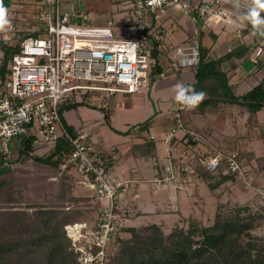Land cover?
I'll return each mask as SVG.
<instances>
[{
	"label": "built area",
	"instance_id": "obj_1",
	"mask_svg": "<svg viewBox=\"0 0 264 264\" xmlns=\"http://www.w3.org/2000/svg\"><path fill=\"white\" fill-rule=\"evenodd\" d=\"M126 1V7L139 19L137 32L130 36H117L111 17L103 25L80 24L77 17L72 18L75 13L67 9L66 0H19L6 8L8 23L0 31L4 41L19 47L9 65L10 73L4 82L0 78V161L3 159V167H8L24 138L34 140V152L40 148L41 153H47L52 147L47 149L42 144H54L61 137L73 145L68 162L82 178L81 183L93 187L97 210L91 223L82 220L65 226L70 249L80 264H111L124 232L120 192L128 191L132 180L114 176L111 161L97 155L89 134L73 136L67 130L61 105L76 101L77 93L82 91L99 92V98L104 99L117 93L135 95L147 86L153 66L148 40L152 36L163 42L157 23L167 6L178 5L186 14H196L192 22L197 24L198 20L212 19L216 23L227 18L230 11L226 6L232 4L231 0H161L159 6H154L149 0ZM242 6L248 11L250 3ZM260 15L264 17V11ZM248 26L253 30L250 23ZM194 28L187 42L173 48L176 68L196 67L199 63V27ZM237 35L241 36V30ZM255 43L253 62L258 63L264 58V36L258 35ZM174 119L176 124L165 138L169 151L177 129L185 124L181 110L175 112ZM182 153L181 158L187 160L188 155ZM222 157L210 156L205 169L217 172ZM227 171L246 177L247 171L236 153L228 157ZM172 178L173 173L166 171L153 182L163 185ZM258 190L259 200L264 203V187L258 186Z\"/></svg>",
	"mask_w": 264,
	"mask_h": 264
},
{
	"label": "trees",
	"instance_id": "obj_2",
	"mask_svg": "<svg viewBox=\"0 0 264 264\" xmlns=\"http://www.w3.org/2000/svg\"><path fill=\"white\" fill-rule=\"evenodd\" d=\"M148 42L153 59L151 78L155 79L163 72L161 56L167 55L169 50L152 36ZM0 49L3 51L0 77L4 82L9 71V60L19 51V47L10 46L0 37ZM250 49L251 46L242 44L214 58L201 47L200 60L195 67V81L187 85L195 91L206 93L196 109L216 108L221 104L236 105L249 113L250 122L264 109V77L252 89L239 94L229 75L237 67V61L244 58ZM84 104L83 101H67L61 105L63 121L73 136H77L79 130L67 123L63 113ZM105 121L117 133H130V130L123 132L113 128L109 113L105 114ZM146 128L142 125L139 129ZM33 141L31 138L23 139L21 147L9 160L8 167H3V159L0 161V172L5 173L0 181V264H80L77 254L70 249L71 240L65 226L81 221L96 210L92 199L76 196L72 192L76 182H73V165L68 160L73 145L61 137L46 154L38 156L34 153ZM133 149L135 155L144 158L157 155L156 141L152 136ZM233 154L231 152L222 157V165L217 172H208L204 166L206 172L201 175L206 177L211 190H216L229 180H237L236 173L227 171L228 157ZM245 155L244 152H236V159L242 165ZM30 160L60 176L58 188L50 185L52 190L47 196L38 195L39 198L34 199L26 193L27 187L17 184L12 174L14 165L17 164L18 168V165ZM223 205L218 204L212 225L196 226V229L190 228L188 231L177 226L165 234L161 225L156 223L125 227L130 236L120 240L122 246L111 258V264H264V240L250 237L251 230L261 225L264 212H252L250 206L246 205L225 213ZM263 210L264 206L261 208ZM197 233L200 239L194 238ZM244 235L250 239L245 241Z\"/></svg>",
	"mask_w": 264,
	"mask_h": 264
},
{
	"label": "crops",
	"instance_id": "obj_3",
	"mask_svg": "<svg viewBox=\"0 0 264 264\" xmlns=\"http://www.w3.org/2000/svg\"><path fill=\"white\" fill-rule=\"evenodd\" d=\"M239 3H241L239 10L234 9L232 4L226 6L230 11L229 16L238 26L235 30L227 29L228 27L225 23L221 27H218L212 19H208L207 21L200 20L199 23L194 24L192 22L194 13L186 14L178 5H169L170 7H167L165 12L162 13V17L157 23L159 27L158 31L163 36V48H167L169 51H167V55L164 54L161 56L163 72L161 75L156 76L154 80L155 85L153 88L156 92V99L160 102V105L165 106L167 104L165 101L171 97L172 88L176 87L177 84L182 83L187 86L195 81V67L188 66L176 68L173 66L172 58L174 54L173 48L187 42L191 34L195 31V25L199 27L197 30V39L200 46L207 49L209 55L214 58H219L242 44L251 46L246 56L238 60L237 67L229 73L231 83L237 86V93L242 94L239 91L242 85L248 84V86L250 85V89H252L264 77V58L259 60L258 63L253 62L254 55L252 50L256 45L255 42L258 36H256V33L248 26L249 23L244 20L243 14L246 13L247 10L242 5L246 3L242 1H239ZM91 8H95L93 3L91 4ZM239 30H241L240 37L237 35ZM137 93L135 95H137ZM177 107L178 110L182 109V117L184 122L188 124L187 129L182 128L180 129L181 131H177L172 141L171 151L167 149L168 144L165 138L169 129L176 124L173 116L174 113L164 115L161 113L162 110H160V112L151 119V127L150 130H148L149 133H147L146 130L139 129L140 127L137 129L138 125H134L135 127L132 126L131 128L125 127V129L118 128L113 124L115 120L112 118V114H110V124L113 128L123 132L130 130L129 134L123 135L115 132V130L105 122L115 133L112 132V137L119 141V143L112 144H107L101 137L98 139V135L94 133V126V128L91 126L87 127L83 124L78 128L73 125L79 130V133H90L91 138L97 139V155L111 161L109 164L118 177L120 176L132 180L128 191L120 192L121 211H123L126 217L125 220L129 223L128 227H140L142 224L147 225L151 223L162 225L161 222L152 221L153 218L160 217L161 211L167 212L175 209V211L182 212L179 210L180 206L187 204L192 205L191 200L193 196H191V194H193L195 188H201V184H203L204 187L206 186L209 192L213 191L216 194L222 192L220 189L223 185H231L230 189L227 190V194L223 193L227 200L233 197V195H238V192H240L239 198H242V196L248 198L250 190L246 193L244 183L240 179L236 181L229 180L216 190H211L201 175V168L196 167L198 165L196 161H199L200 155H208V157H210L217 155L215 152L220 155L229 151L234 153L244 152L246 154L245 157L248 158V160L250 159V163L252 162V165H250L251 168L253 169L252 166L256 167V169L253 170L255 175L253 178L255 180L251 178V186L254 185V190L255 187L264 186V159L260 158V156L264 154H260L252 148L253 144L257 142L251 143L252 135L256 140L260 138L262 139L261 141L264 142V120H260L258 117L260 111L254 116L253 121L250 122L249 113L236 105L221 104L219 107H211L205 110L198 108L196 111L197 113H193L194 110L185 111L178 102ZM209 111H216V113L222 114L226 112L227 114H223L221 118L229 116V122L227 124V128L229 127L227 129L229 136H225V146L221 145L222 142L217 143V146L212 144V140L214 142L215 140H220L215 138V126L200 121L199 119V117L206 119L205 115ZM151 112L152 110L150 108L146 113L150 114ZM198 113L201 115L195 120V115ZM233 120V124H236L235 127H231ZM239 122L241 124L247 122L244 129L242 127L240 130ZM194 123H197L194 127L195 130H193L194 128L192 127ZM226 133L227 132H224V134ZM151 136H153L156 141V157L144 158L135 155L133 147L144 144L146 139ZM211 151H213L214 154H212ZM182 152H186L188 155V159L185 161L181 158ZM192 170L194 172H191ZM166 171L167 173L173 172V178L166 181L164 186L157 187L152 180H154L155 177L161 176V174ZM81 181L82 178L79 176L77 184L81 183ZM82 186H85V184ZM77 188L80 187L77 185ZM241 189L245 191L242 192Z\"/></svg>",
	"mask_w": 264,
	"mask_h": 264
},
{
	"label": "rangeland",
	"instance_id": "obj_4",
	"mask_svg": "<svg viewBox=\"0 0 264 264\" xmlns=\"http://www.w3.org/2000/svg\"><path fill=\"white\" fill-rule=\"evenodd\" d=\"M124 1H126V0H66L67 7H68L67 9L70 10V13H75V15H71L72 18L75 19L77 17V20L80 24L87 23L90 25H97V26L103 25V22L111 17L113 22H114V24H113L114 31L116 32L117 36H122V37L133 35L134 32L136 33L137 32V24L136 23H138V21H139L137 16H135L133 10L126 7L127 1L125 3H124ZM239 1H242V2L248 3V4L250 3V1H247V2L243 1V0H239ZM0 2H2L3 7L9 8L13 4H15L16 2H19V0H2ZM92 3L95 5V8H91ZM167 7H170V6H167ZM167 7H166V9H167ZM194 16H196V14H194ZM228 17H230V16H228ZM228 17L224 18V19L220 18V20L218 22H216L215 24L218 27H221L225 23V24H227V27H228L227 29H230V30L231 29L232 30L237 29L238 26L235 24V22H233L231 17L230 18H228ZM199 22H200V20L197 21V23H199ZM0 37H1V35H0ZM2 56H3V51L0 49V67H1V63H2ZM11 61L12 60L10 59L9 65L11 64ZM9 67L10 66H8V69H9ZM9 73H10V69L8 71V74ZM154 80L155 79L150 78L149 84L145 87H142L138 91L137 95H135V96L131 95V94L117 93L114 96H109L108 98L105 97L104 99L103 98L100 99L99 98V95H100L99 92L91 91L89 93H86V94H88L87 96H84L86 94H84L83 91L80 93H77L79 95L76 96V102L83 101V102H85V104L87 103L88 105L84 104V105H80L78 108H74L71 110H65L63 113L64 118L69 125H75L78 128H80L83 124H85V126H87V127L88 126H91V127L94 126L95 127V128L93 127L94 133L98 135V139H100L99 137H101L107 144L119 143V141L115 140L112 137V134L114 133V131H112L109 128V126L106 124L107 123L105 121V114L106 113H109V115L112 114L111 116L115 120V122L113 124L115 126H117L118 128H124L125 129V127L131 128L134 125H138V127H137V129H138L140 126L145 125L147 127L145 130L147 131V133H149L148 130H150V127H151V125H150L151 119H153V117L155 115H157V113H159L160 110H162L161 113L164 115L165 114L166 115L172 114V113L175 114V111L176 112L178 111L177 101L175 99L176 94H177L176 93V87L172 88V95L170 98L167 99V101H165V103H167V104L165 106H163V105H160V102L156 99V96H155L156 92L154 91V88H153L155 85ZM248 90H250V85L248 86V84H247V85H242L239 91L241 93H243V92L248 91ZM82 94H84V95H82ZM106 102L109 103L108 107L104 106V103H106ZM150 108H151L152 112L150 114L146 113L147 110ZM179 110H182V109H179ZM197 110L198 109H195L193 111V113H195ZM174 114H173V116H174ZM223 114L226 115L227 113L223 112ZM223 114L218 113V112L216 113V111H214V112L209 111L205 115L206 119H204L203 117H202L203 119L199 117L200 121H203V122L209 123L210 125L212 124L215 126V128H216V133L214 134L215 138L220 139L218 141L215 140V142L212 140V142H213L212 144H214L215 146H217V143H219V142H222L221 145L225 146V144H226V143H224L225 136H229V134H228L229 132L227 130L229 128V127L227 128V124L229 122V116H224L223 118H221V116H223ZM200 115H199V113L196 114L194 119L196 120L197 117ZM258 117L260 120L261 119L264 120V109L258 113ZM237 118H238V116H237ZM233 122H234V120L232 121L231 127L236 126V124L234 125ZM246 123H242L243 126L240 123V130L242 129V127L244 129V127L247 125ZM187 124L185 123L183 127L178 128L177 130H180L182 128L187 129ZM196 124L197 123H194V125H192V127L194 128L196 126ZM193 130H195V128ZM220 131H222V132H220ZM224 132H227V133L224 134ZM82 133H86V132H82ZM89 136H91L90 133H89ZM96 136H95V138H96ZM257 139L258 140H256V138L253 137V135H252L251 143L257 142L256 144H253L252 148H254L256 152H258L260 154L261 153L264 154V142L261 141L262 139H260V138H257ZM91 140L95 144L97 143L96 142L97 139L91 138ZM21 145H22V143H21ZM42 145H44L43 147H45L47 149H50V147H53L52 143L42 144ZM39 149L40 148H38V150L36 149L37 151L34 152L36 155L42 156V155L46 154V153H41V151H39ZM101 152H102V150H101ZM211 153L214 154L213 151H211ZM215 153L218 154L217 152H215ZM229 153H231V151H229L225 154H229ZM212 154H209V155H212ZM225 154H222V156H224ZM260 158L264 159V155L260 156ZM208 159H209L208 155H205V156L200 155L199 159H198L199 161H196V164H198L196 167L201 168V174L206 172L203 168H204L206 161ZM249 160H248V158H245L243 161L244 162L243 169H245L247 171L246 177L245 178L237 177V180L240 179L244 183V187L246 188V193L248 192V190H250L249 191L250 193H248L249 195L247 194L248 198L246 196H242V198L241 197L239 198L238 196H239L240 192H238V195H233V197H230L227 200L226 197L224 196V194H227V190L230 189L231 185H229V186L223 185L220 189V191H222V192L221 193L218 192L219 194L217 193L218 194L217 195L213 191L209 192L208 189L206 188V186L204 187V185L201 184L202 187L201 188H195L193 191V194H191V196H193V199L191 200L192 205L187 204V205L180 206L179 210H181L182 212L175 211V209H173L174 211L173 210L172 211L170 210L167 212L161 211L160 217L159 216L155 217V218H153L152 221H156L158 223L161 222L162 223L161 227L163 228V231L165 232V234H169L177 226H180L185 231H188L190 228L196 229V226L202 227V226L212 225L219 203L224 204L223 205L224 206L223 212H225V213L229 212L231 210L232 211L235 210L238 206L249 205L250 208L252 209V212H257L259 214H262V212H264V210L261 211V208L264 206V203H262L259 200L258 196H260V195H259L258 187H255V190H254V185L251 186V184H252L251 178H252V180H255L253 178L255 176L253 170L256 169V167L252 166L253 167V169H252L250 166V165H252V162L250 163ZM179 163H181V162H179ZM16 165H14L15 168H13L12 171H14V172L12 174H13V176L16 177L17 184H19V186L27 187L26 193L29 194L30 196H32L34 199H38L39 198L38 195L47 196L46 194L48 192H51V190H52L50 188V185H52L53 188H58V185L60 183L59 174H55L51 170L49 171V169H47L46 167L38 165L37 163H35L32 160H30L29 162H27L25 164H21L20 166L18 165V168L16 167ZM19 168L22 169V171ZM191 172H194V171L192 170ZM4 174L5 173H2V171L0 172V181L2 180V176H4ZM74 174H75V176H74L73 182H74V184L76 182V186H74V188L72 190L73 194L76 196H79V197L83 196V198H85V199H92L93 198L92 194H94L93 187H91L90 185L82 186L83 185L82 183L77 184L78 180H79V176L75 172H74ZM114 176H117V175L114 173ZM203 178H204V181L207 180L204 175H203ZM152 182H153V180H152ZM154 184L157 185L156 183H154ZM77 185L80 188H77ZM240 185H242V184H240ZM161 186H164V184L163 185H157V187H161ZM247 188H249V189H247ZM90 191L92 194L90 193ZM241 191H242V189H241ZM244 191L245 190H243L242 192H244ZM40 198H42V197H40ZM92 202H94L93 199H92ZM201 205H203V206H201ZM81 206L83 207L84 204H82ZM95 206L96 205L94 202L93 207L96 209ZM120 208H121V206H120ZM198 208H199V210H198ZM127 212H128V210H127ZM175 214H177V215H175ZM96 215H97V212H92V214L90 213V214L86 215V217L82 218L81 221L87 220L88 222L91 223L93 218L96 217ZM122 215L125 217V214L123 213V211H122ZM125 219H126V217H125ZM127 222L128 221L124 220V223H122L123 231H124L122 234L123 240H126L130 236V234L126 230H124L125 227H128L129 223H127ZM140 226H143V224ZM250 237H251V239H255V240H257V239L264 240V218L262 219L261 225L259 227H256L255 229L251 230V236ZM250 237L244 235L243 238L246 241V240H249ZM194 238L200 239L201 236H199V234L197 233L196 235H194ZM121 246H122V243L119 242L117 245L116 253L120 250Z\"/></svg>",
	"mask_w": 264,
	"mask_h": 264
},
{
	"label": "clouds",
	"instance_id": "obj_5",
	"mask_svg": "<svg viewBox=\"0 0 264 264\" xmlns=\"http://www.w3.org/2000/svg\"><path fill=\"white\" fill-rule=\"evenodd\" d=\"M231 2L234 9L239 10V0H231ZM149 3L159 6L161 0H149ZM261 11H264V0H250V7L243 15L244 20L252 25L254 32L264 36V17L260 15ZM6 13L7 9L0 2V31L4 30L5 25L8 23ZM176 93L175 99L185 111L195 110L206 97V93L203 91H195L182 83L177 84Z\"/></svg>",
	"mask_w": 264,
	"mask_h": 264
}]
</instances>
